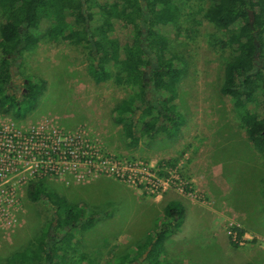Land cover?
I'll list each match as a JSON object with an SVG mask.
<instances>
[{"label": "rangeland", "instance_id": "1", "mask_svg": "<svg viewBox=\"0 0 264 264\" xmlns=\"http://www.w3.org/2000/svg\"><path fill=\"white\" fill-rule=\"evenodd\" d=\"M177 7L175 27L167 38L169 54L180 58L183 64L174 100L176 111L184 119L177 138L166 137L160 132L154 139L140 140L137 145L126 141L122 126L112 120V111L120 101L131 96V88L113 79L95 83L88 73L93 60L85 42L43 40L34 49L24 52L18 66L13 67L15 77L12 81L18 84L9 89L16 96L21 94V83L29 79L43 80L45 89L35 109L23 119L0 114V120L26 129L52 117L65 131L82 133L84 143L100 156L120 164H150L156 178L168 180L166 191L150 195L143 187L129 186L114 175L93 174L98 164L95 158L91 160L94 168L87 164L80 166L82 161L67 160L70 168L65 173L34 180L44 182L49 191L70 204L81 205L83 220L96 215L91 227L74 229L70 233L67 264L116 263L131 247L150 241L157 221L164 216V207L174 200L181 202L185 211L178 226L163 242L164 264H264V237L246 232L238 237L233 230L240 227L229 223L235 221L229 216L212 231L213 224L208 217L215 203L207 197L205 181H202L204 191H201L187 172L190 169L197 170L198 174L205 171V139L195 144L199 146L196 151L191 146L194 138L201 136L198 127L207 130L206 123L215 116L219 123L213 124L226 132L225 141H229L225 148L218 147L216 151L224 162L228 161L224 167L226 175L238 185L229 198L235 201L240 195L244 209H250L258 202L255 187L264 185L261 169L253 165L249 151L231 132L245 127L230 98L220 91L231 52L221 49L212 38H223L224 32L204 17L211 9L210 3L208 0H182ZM4 19L5 13L0 7V24ZM183 136L184 150L180 149ZM202 145L204 150L200 149ZM183 151L186 152L182 154ZM178 152H181L179 158ZM202 154L203 162L198 161ZM164 167L175 172L185 186L184 191L173 187L171 175ZM26 189L21 192L14 231L0 234V264L13 251L34 242L42 232L49 230L56 238L62 235V228H57L56 224L50 226L53 213L49 201L44 197L31 201Z\"/></svg>", "mask_w": 264, "mask_h": 264}, {"label": "trees", "instance_id": "2", "mask_svg": "<svg viewBox=\"0 0 264 264\" xmlns=\"http://www.w3.org/2000/svg\"><path fill=\"white\" fill-rule=\"evenodd\" d=\"M180 1L84 0L87 7L82 10V0H0L5 13L0 24V114L23 119L35 109L45 89L43 80L34 79L26 80L20 96L9 89L13 67L24 52L43 40L85 42L93 60L88 67L92 80L113 79L131 88V96L112 111V120L122 126L126 141L137 145L160 132L169 138L177 136L184 120L174 100L183 64L169 54L167 38L175 27ZM208 2L211 9L205 19L224 32L223 38H212L231 52L220 91L230 98L250 142L264 160V0ZM138 111L141 114L135 120ZM26 190L31 201L43 197L49 201L50 226L62 228V235L56 238L49 230L42 232L34 242L13 251L3 264H67L70 233L91 227L96 215L83 220L81 205L49 191L44 182H30ZM184 211L181 202H168L150 241L131 247L114 264H164L163 242ZM234 230L238 237L244 233Z\"/></svg>", "mask_w": 264, "mask_h": 264}, {"label": "built area", "instance_id": "3", "mask_svg": "<svg viewBox=\"0 0 264 264\" xmlns=\"http://www.w3.org/2000/svg\"><path fill=\"white\" fill-rule=\"evenodd\" d=\"M81 134L65 131L52 117L26 129L11 121L0 120V234L8 235L18 224L23 189L36 179L65 173L70 168L67 160L82 161L80 166L87 164L94 168L91 160L95 158L98 164L93 174L114 175L129 186L143 187L150 195H158L169 188L168 180L155 177L152 165L142 162L120 164L107 156L102 157L88 148ZM164 170L171 175L173 187L184 191L185 186L175 172L166 167ZM233 232L237 234V231Z\"/></svg>", "mask_w": 264, "mask_h": 264}, {"label": "crops", "instance_id": "4", "mask_svg": "<svg viewBox=\"0 0 264 264\" xmlns=\"http://www.w3.org/2000/svg\"><path fill=\"white\" fill-rule=\"evenodd\" d=\"M213 123H219L218 118L216 120L215 116L212 117L208 124L206 123L207 130L198 127L199 129L197 131L201 136H199L198 138H194V142L191 146L196 151L199 146H196L195 144L203 141V139H205L206 141L204 159V161L206 162V168L205 171L202 170L203 173H200L203 175V177L199 176L200 174L196 172L197 170H187V172L192 175L191 177L193 178V180L196 181V187L199 190L204 191V184L202 181H205V191L207 197L215 203V208H213L208 217V221L213 224L212 231L214 229L216 231L217 228L214 227H219L217 226V223H219L220 221L223 222L225 217L229 216L230 218L235 220L229 223H235L236 225H239V229L243 230L244 233H253L256 234L255 236L264 237V185H259L257 188L255 187V193H257L258 195V202L256 206L250 209H244L243 205L240 202L242 201V197L240 195L235 198V201H232L230 199L231 197L229 198L230 194L232 195V192L235 189H238V185L237 183L234 184L232 178H229L226 175L224 167L228 164V161L224 162L221 155L217 153L218 151H216L218 147L225 148L228 145L227 143H229V141H225L226 132H224V130H220V128L217 127L218 125H214ZM245 131L246 130H243V128H239L238 131L235 129L231 130V132L236 134L237 142L243 145V147L249 151L248 153L252 159L253 165H256L258 168H260L264 175V162H262L263 157L254 148ZM177 137L175 136V138ZM180 143L182 145L180 149L184 150L186 146V144L183 145L185 143L184 136L180 140ZM222 143V146L219 145ZM203 148L204 147L202 145L200 149L204 150ZM185 152L186 151H183L182 154ZM180 153L181 152H178V158L180 156ZM203 158L204 155L202 154L198 158V161L202 160L203 162ZM188 167L189 165L187 166V168ZM240 224L242 226H240Z\"/></svg>", "mask_w": 264, "mask_h": 264}, {"label": "flooded vegetation", "instance_id": "5", "mask_svg": "<svg viewBox=\"0 0 264 264\" xmlns=\"http://www.w3.org/2000/svg\"><path fill=\"white\" fill-rule=\"evenodd\" d=\"M82 5H83V8H82V10H84V9H86V4H85V2H84V0H82ZM76 25V24H75ZM154 66H156V63H154ZM15 76H13V78H14ZM12 78V79H13ZM18 84V82H13L12 80H11V85H17ZM26 84V81H23L22 83H21V86L19 87V90H20V93H22L23 91V87H24V85Z\"/></svg>", "mask_w": 264, "mask_h": 264}, {"label": "water", "instance_id": "6", "mask_svg": "<svg viewBox=\"0 0 264 264\" xmlns=\"http://www.w3.org/2000/svg\"><path fill=\"white\" fill-rule=\"evenodd\" d=\"M140 114H141V111H138V112H137V115H136V117H135V120L138 119V117H139ZM149 249H150V247H148V250H149ZM147 252H148V251H147ZM147 252L144 253L143 257H145V256L147 255Z\"/></svg>", "mask_w": 264, "mask_h": 264}]
</instances>
